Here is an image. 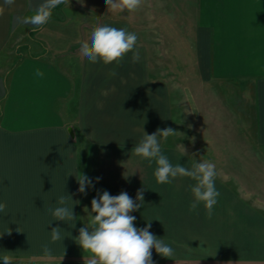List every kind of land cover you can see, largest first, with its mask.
<instances>
[{"label": "crops", "instance_id": "crops-1", "mask_svg": "<svg viewBox=\"0 0 264 264\" xmlns=\"http://www.w3.org/2000/svg\"><path fill=\"white\" fill-rule=\"evenodd\" d=\"M42 2L0 0V203L7 205L0 261L84 264L90 254L74 240L87 221L84 208L91 211L98 191L135 200L143 188L142 206L130 213L134 225L150 223L175 250L164 258L152 249L153 264H264V0H142L132 13L108 12L105 0H66L38 30L14 27L17 16L33 14L30 3ZM96 25L136 33L139 62L132 52L120 64L83 58L80 42ZM227 112L249 132L237 144L248 155L223 154L221 139L212 145L221 151L207 149L206 115L219 135L218 115ZM178 115L192 119L187 134L162 140V152L186 168L194 160L215 164L220 195L211 218L203 203L189 211L195 181L159 184L155 161L132 155L143 130H178ZM234 131L240 135L238 123ZM74 171L92 179L87 195L77 191ZM60 195L69 197L76 222L55 221L48 211ZM55 227L65 238L53 244Z\"/></svg>", "mask_w": 264, "mask_h": 264}, {"label": "clouds", "instance_id": "clouds-1", "mask_svg": "<svg viewBox=\"0 0 264 264\" xmlns=\"http://www.w3.org/2000/svg\"><path fill=\"white\" fill-rule=\"evenodd\" d=\"M65 2L66 0H43L34 8L30 3L29 8L32 9L33 14L17 16L14 27L28 25L31 26V31H36L50 21L52 10ZM141 2L142 0H105L108 12L119 9L132 13L140 6ZM14 3L15 0H4V5L7 6ZM137 40L138 37L134 32H125L122 29L106 25H96L92 27L90 36L80 42L79 52L91 63L102 62L104 65L114 62L120 64L125 55L132 52V62L138 63L140 55L136 50ZM37 75H42V73L38 71ZM111 75H115V73L113 72ZM176 134L177 131L170 127L158 128L152 134H147L143 130V137L133 147L132 155L137 156L140 160H147L150 165L155 161L154 176L159 184H170L174 179L184 177L195 181L190 186L193 200L189 205V211L195 212L203 203L208 217L211 218L220 195L215 187L216 166L207 160H194L191 167L188 168L180 163L173 165L169 158L163 154L161 141H166L168 137ZM180 148L185 155L186 150L183 145H180ZM71 175L76 176L79 185L78 192L87 195L88 189L94 187L92 179L87 174L74 171L69 176ZM100 179V177L95 178L97 182ZM143 192V188L138 189L136 198L133 200L125 191H121L116 196L106 190L102 194L98 191L97 197L91 200V211L87 207L84 208L87 221L83 227L79 228V235L74 237L75 242L84 250V253L90 254L88 259L84 258V264H153L152 249H155L156 253L164 258L174 256V248L150 232V223L143 228H137L134 225L136 217L130 213L137 211L142 206ZM68 201L69 197L60 195L57 199L58 206L48 210L55 221L67 224L76 222L77 216L73 207L68 206ZM6 207V203H0V213H4ZM8 233L10 234V231ZM64 238L61 235L60 227L51 230V243L63 241ZM42 250L45 257H51L52 249L47 244L43 246ZM2 264H14V262L11 257L5 255L2 257Z\"/></svg>", "mask_w": 264, "mask_h": 264}, {"label": "rangeland", "instance_id": "rangeland-1", "mask_svg": "<svg viewBox=\"0 0 264 264\" xmlns=\"http://www.w3.org/2000/svg\"><path fill=\"white\" fill-rule=\"evenodd\" d=\"M183 98H184V96H183ZM183 101L185 102L186 100L183 99ZM186 106H190V105L187 103ZM212 116H213L212 114L206 115V121L207 122L205 125L206 129L208 130V131H206V133L208 135H210V141H211L210 147L207 148V149H209V153L215 154V153H218L219 149H222V148H218L216 146H212L213 142H215L217 139H221V140H223V142L227 143V145H228L224 149L223 154L248 155L250 153L248 148L244 149V146L237 145V144H239V142L243 143V142L249 140L248 139L249 138V136H248L249 132L247 131V128H245V126L240 121L241 116L237 114V119H236V115H233L230 112H229V114H228V112L226 114H223V113L219 114L218 118L221 119L220 122H221V126H222L221 132H218L219 135L217 134V132H212V130L211 131L209 130V128L212 125V122L214 120V119H212ZM199 120H200L199 117L195 115L193 121L196 123ZM187 121L189 123L190 121H192V119L191 120L187 119L185 117V115L184 116L178 115V125H177L178 130H175V131H177V134L175 136H171L172 138L179 140V139L185 137L187 132L185 131L184 126H185V123H187ZM237 123L240 126V131H239L240 135L239 136H236V135H238V133L234 131V126H236ZM219 151H221V150H219ZM13 262H14V264H61V262H59V261H47V262H45L43 260H39V259H35V258H29V259H25V260H17V261H13ZM0 264H2V261H0Z\"/></svg>", "mask_w": 264, "mask_h": 264}]
</instances>
